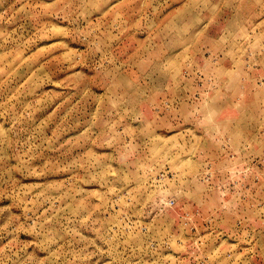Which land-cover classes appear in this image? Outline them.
Instances as JSON below:
<instances>
[{
    "label": "rangeland",
    "instance_id": "obj_1",
    "mask_svg": "<svg viewBox=\"0 0 264 264\" xmlns=\"http://www.w3.org/2000/svg\"><path fill=\"white\" fill-rule=\"evenodd\" d=\"M0 264H264V0H0Z\"/></svg>",
    "mask_w": 264,
    "mask_h": 264
}]
</instances>
